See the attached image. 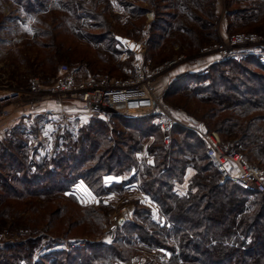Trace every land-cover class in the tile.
<instances>
[{
	"label": "trees",
	"instance_id": "obj_1",
	"mask_svg": "<svg viewBox=\"0 0 264 264\" xmlns=\"http://www.w3.org/2000/svg\"><path fill=\"white\" fill-rule=\"evenodd\" d=\"M7 1L18 15L36 17L56 7L69 16V31L61 30V23L50 26L45 21L40 23L42 30L35 31L42 55L48 58L45 68L52 74L56 68L50 56L82 61L75 51L77 38L82 35L93 44L116 43V33L104 20L109 3L99 6L97 0ZM116 1L130 18L143 24L146 14L153 11L144 52L161 46L160 53H164L174 44L200 49L203 34L198 30H211L213 25L214 0ZM243 1H236L229 16L256 9L251 4L255 0L250 4V0ZM244 16L242 19H246ZM187 20L191 26L185 24ZM190 33L192 40L183 43V35ZM213 36L209 33L208 37ZM182 94L204 106L196 123L203 131L216 132L226 152L241 154L264 174V60L251 55L233 56L199 72H181L163 96L166 99ZM107 115L106 120L95 117L76 132L65 131L57 136L51 151L44 155H39L36 148L27 149L23 134L15 135L16 129L9 133L10 138L0 139V205L28 197L45 199L67 193L75 196L74 186L78 183L97 197L123 191L136 179V154L152 139L145 151L153 157V165H143L138 179L140 189L159 206L158 213L165 219L156 221L154 208L135 204V219L124 224L123 233L111 245L85 241L82 246L51 251L32 260L38 241L28 240L0 250V264L128 263L133 255L121 247L127 243L132 246L135 240L149 252L155 250L158 256L152 257L159 264H264V195L243 191L230 182L220 183L217 169L205 154L204 142L193 131L175 126L169 151L153 116ZM190 169L194 174L188 178L187 194L178 196L173 191L174 184L182 183ZM107 177L121 178V182L106 186ZM94 218L99 225L100 218L91 219ZM161 250L171 254L167 262H158L164 255Z\"/></svg>",
	"mask_w": 264,
	"mask_h": 264
},
{
	"label": "rangeland",
	"instance_id": "obj_2",
	"mask_svg": "<svg viewBox=\"0 0 264 264\" xmlns=\"http://www.w3.org/2000/svg\"><path fill=\"white\" fill-rule=\"evenodd\" d=\"M236 1L241 2L243 0H214V19L211 30H198L200 34H203L201 40L203 45L200 49H196L195 45L188 47L186 44L181 46L180 44H174L173 47L165 49L164 53H160L162 52L161 46L152 52H144L145 33L150 30L149 23L154 18L153 11L146 14L143 24L140 20H134L132 17L131 19L116 0H97L99 6L109 3L105 18H103L108 27L116 33V36H114L116 43H110V45L104 43L93 44L87 42V39L82 35V37L77 38L75 49L77 58L82 61H69L66 56L57 59L50 56V60L55 62L56 68L55 73L52 74L50 69L45 68L48 58L42 55L43 52L38 46V41L34 38L35 31L42 30L40 23L44 21L50 26L61 23L64 26L60 27L61 30L63 28L67 29L66 27L71 29L69 21L66 19L69 16L56 7L36 17L21 15L20 13L18 15L15 13V9L11 8L14 6L11 2L0 0V94L12 88H26L32 78L42 82L56 75H61L58 71L60 65H67L78 80L88 76H98L114 81L122 80L134 73L138 60H140L148 69H146L147 72L153 69H161L154 83L155 94L159 98L161 108L166 110L169 115H173L179 121L189 125V127H196L203 131L196 123L199 122L204 106L199 105L186 94L170 95L166 99L163 94L173 78L181 72H199L213 63L228 60L233 56L240 57L243 55L248 57L251 55L261 61L264 60V3L259 0H255L253 3H251V0L247 1L249 4H253V8H256L253 12L245 13L243 11L241 16H229V13L235 10L237 6ZM239 5L244 4L240 3ZM244 14L251 16L246 17ZM242 16L246 19H242ZM185 24L191 26L188 20ZM76 29L79 31L78 26ZM209 33L214 34L213 37H210L211 39L208 37ZM236 35L245 37L254 35L262 42L244 44L240 41H234ZM182 38L183 43H188L189 40H192V33L189 35L184 34ZM41 40L39 39V41ZM207 40L209 41L207 42ZM221 47L223 51L228 53V57L224 59L219 54ZM135 53L139 54L137 58ZM64 57L67 59H64ZM173 61L175 63L171 64ZM250 68L254 71L257 70L254 66ZM41 102L38 101L37 96L35 106L42 105ZM43 105H49L48 108L54 107L53 109L57 107L51 100L43 102ZM52 111L43 109L41 113H37L35 107H30L13 112L9 120L0 121V131L3 130L2 132H4L3 135L0 133V139L10 138L9 133L16 129L15 135L20 132L23 134L21 138L27 142V149L36 148L39 155H44L51 151L57 136L64 134L65 131L69 133L76 132L90 119L100 117L102 120H106L107 114H110L106 111L97 114L99 111L95 109L91 111L88 107L82 106L81 103H67L64 109L67 121L66 118L63 121L52 115H47ZM29 113H33V115H28ZM118 115L123 116L122 114ZM159 130L164 146L170 151L172 141L166 144L160 127ZM151 142L152 139L144 145L147 146ZM145 146L144 150H140L136 154V158L138 160L141 156L145 157L146 165L143 168H148L153 165V157L145 151ZM213 167L215 166L213 165ZM141 168L138 163L134 183L124 186L123 191H111L97 197L85 185L78 183L77 186H74L76 187V190L74 189L75 196L67 193L45 199H31L28 197L22 201L10 200V202L0 205V235H4L5 238V243L0 246V250L37 239L38 247L32 260H38L51 251H61L60 248L67 251L70 248L78 247L73 246L75 243L82 246L85 241H91L111 245L123 233L122 227L124 224L135 219V204L154 208H151L154 210L152 211L154 219L156 221L162 220L164 217L158 213L159 206L154 204L149 196L140 189L138 178ZM109 178L113 179L114 177L104 179L106 186L112 182H121L119 178H114V180ZM188 182L189 180H183L180 185L185 183L187 189ZM182 188L184 186L181 187V192L178 194L180 190L177 188V184H174L173 191L178 196H185L187 192L183 191L185 189L182 190ZM94 216L100 218L99 225L96 218L91 219ZM119 218H124V221L119 222ZM74 220H78L79 223L75 224ZM130 244L132 246L127 243L121 247L126 252L129 250L132 253L131 256L133 255L128 263L115 262L111 264H149V262L155 261L152 257L156 255L155 250L149 252L136 240ZM161 251V254L164 255L159 256L158 262H167L171 254L168 250ZM127 254L130 256L128 252ZM108 263L110 264V262ZM20 264H24V262ZM154 264L159 263L154 262Z\"/></svg>",
	"mask_w": 264,
	"mask_h": 264
},
{
	"label": "built area",
	"instance_id": "obj_3",
	"mask_svg": "<svg viewBox=\"0 0 264 264\" xmlns=\"http://www.w3.org/2000/svg\"><path fill=\"white\" fill-rule=\"evenodd\" d=\"M234 41L244 44L262 42L254 35L246 37L236 35ZM219 54L222 59L228 57V53L223 51L222 47L219 49ZM135 55L136 58L139 56L138 53ZM174 63L175 61L171 64ZM146 69L138 60L134 73L122 80L114 81L98 76H88L78 80L67 65H60L58 71L61 75L42 82L32 78L26 88H12L2 92L0 94V121L9 120L13 112L22 108L36 107L37 96L39 102L53 101L57 109L47 115L63 121L66 118L64 109L67 103H81L91 111L94 110V106H97L102 111L132 118L153 116V122L160 127L166 144L172 141L173 127L176 125L195 131L205 144L206 156L219 173L220 183L230 182L243 191L264 195V174L261 170L249 164L241 154L226 152L216 133H206L196 127H189L161 108L154 90L155 79L161 69H153L150 72ZM138 163L140 168L146 165V158L141 156ZM123 221L124 218H119V222ZM4 243V235H0V246ZM73 246L79 247L81 244L75 243ZM59 250H64V248Z\"/></svg>",
	"mask_w": 264,
	"mask_h": 264
},
{
	"label": "crops",
	"instance_id": "obj_4",
	"mask_svg": "<svg viewBox=\"0 0 264 264\" xmlns=\"http://www.w3.org/2000/svg\"><path fill=\"white\" fill-rule=\"evenodd\" d=\"M1 4H3V3H1ZM10 5L12 6L11 3H10ZM11 8H13V7H11ZM44 103H45V102H44ZM41 104L43 105V102H41ZM48 104H49V103H48ZM42 105L35 107V111H36L37 113H41L43 109L55 110V109L57 108V107H56L55 109H53L54 107H53V108H48L49 105H43V106H42ZM44 113H45V112H44ZM3 133H4V132H2V135H3ZM188 173H189V176H187V178H186L185 180H188V178L194 174L193 171H192L191 169L188 171ZM188 173H187V174H188ZM190 174H191V175H190ZM109 179H110V180H114V178H113V179H112V178H109ZM119 179L121 180V178H119ZM182 186H184V188H182V190L185 189V190H183V191L187 192V191H188V186H187V189H186V188H185V187H186V184H185V183H183V184H181V185H180V184H177V188H179V190L181 189ZM179 190H178V191H179ZM180 192H181V190L179 191L178 194H180ZM185 192H184V193H185ZM184 193H183V194H184Z\"/></svg>",
	"mask_w": 264,
	"mask_h": 264
},
{
	"label": "water",
	"instance_id": "obj_5",
	"mask_svg": "<svg viewBox=\"0 0 264 264\" xmlns=\"http://www.w3.org/2000/svg\"><path fill=\"white\" fill-rule=\"evenodd\" d=\"M93 108H94L95 110L99 111V112L102 111V109H101L100 107L94 106Z\"/></svg>",
	"mask_w": 264,
	"mask_h": 264
}]
</instances>
